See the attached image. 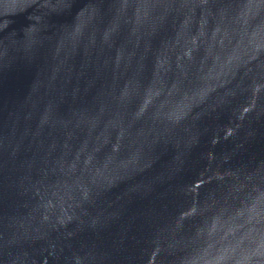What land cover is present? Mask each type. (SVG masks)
Instances as JSON below:
<instances>
[{
  "label": "water",
  "instance_id": "95a60500",
  "mask_svg": "<svg viewBox=\"0 0 264 264\" xmlns=\"http://www.w3.org/2000/svg\"><path fill=\"white\" fill-rule=\"evenodd\" d=\"M0 264H264V0H0Z\"/></svg>",
  "mask_w": 264,
  "mask_h": 264
}]
</instances>
